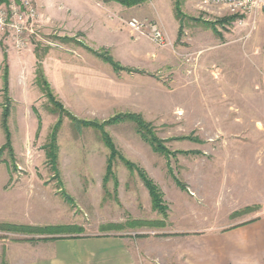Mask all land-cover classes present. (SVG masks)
I'll return each instance as SVG.
<instances>
[{
    "label": "rangeland",
    "instance_id": "rangeland-1",
    "mask_svg": "<svg viewBox=\"0 0 264 264\" xmlns=\"http://www.w3.org/2000/svg\"><path fill=\"white\" fill-rule=\"evenodd\" d=\"M145 10L159 12L164 25L151 21L168 43L128 27L137 55L127 59L45 26L41 15L26 49L0 38V224L32 227H0V264H48L58 240L104 236L122 238L146 264H176L190 236L208 250L205 235L264 217V11L223 25L232 13L202 0H148ZM20 61L26 85L9 96ZM39 61L45 73V61L54 64L48 79L57 99L91 123L56 109L36 82ZM127 113L141 117L143 129L113 118ZM59 121L52 164L46 144ZM104 137L115 147L111 165ZM143 174L158 186L163 209ZM48 225L62 229L33 232Z\"/></svg>",
    "mask_w": 264,
    "mask_h": 264
},
{
    "label": "crops",
    "instance_id": "crops-1",
    "mask_svg": "<svg viewBox=\"0 0 264 264\" xmlns=\"http://www.w3.org/2000/svg\"><path fill=\"white\" fill-rule=\"evenodd\" d=\"M147 1L127 7L115 1L35 0L45 26L57 29L63 35L76 36L78 41L84 40L92 46H106L126 59L127 55L134 56L137 53L125 20L134 16L150 17V20L159 19L164 25L158 11L156 18L148 16V11L145 10ZM45 63V74L49 78L48 71L54 70V64L51 67L49 61ZM62 67L64 69L66 64L63 63ZM12 69L11 66L9 73ZM26 69L25 62L20 61L17 88L9 75V96H13L19 88L25 87ZM205 236L208 250L195 247L194 238L190 236L192 244L186 250L180 251L183 259H176V264H264V217L249 223H238L223 233L212 232ZM182 245L183 243L179 248ZM51 256L47 258L48 264H146L122 238L105 236L58 240Z\"/></svg>",
    "mask_w": 264,
    "mask_h": 264
},
{
    "label": "built area",
    "instance_id": "built-area-1",
    "mask_svg": "<svg viewBox=\"0 0 264 264\" xmlns=\"http://www.w3.org/2000/svg\"><path fill=\"white\" fill-rule=\"evenodd\" d=\"M202 3L205 6L225 7L239 17L254 10L264 11V0H202ZM39 17L35 0L6 1L0 6V38L8 39L17 51L26 49L31 37L38 33ZM126 24L132 31L147 36L160 46L168 43L165 30L157 22L133 17Z\"/></svg>",
    "mask_w": 264,
    "mask_h": 264
},
{
    "label": "trees",
    "instance_id": "trees-1",
    "mask_svg": "<svg viewBox=\"0 0 264 264\" xmlns=\"http://www.w3.org/2000/svg\"><path fill=\"white\" fill-rule=\"evenodd\" d=\"M7 0H0V4L1 3H4L6 2ZM104 2H111V1H115V2H118L124 6H127V7H132V6H136V5H139V4H142L143 2H145L146 0H102ZM180 10L179 8L177 7V14H179ZM239 17L238 14H232V15H229V16H226L224 17L223 19L220 20L221 24L225 25L226 23H231L233 22L234 20H236L237 18ZM216 30V29H215ZM89 48V47H87ZM107 61H110V63L115 66V68H119L120 65L113 60V58H106ZM8 71V70H7ZM36 75H37V79H36V82L37 84L39 85V87L41 88L42 92L44 94H46L54 103H55V106H56V109H58L59 111H63L65 112L68 116L71 117L72 120L74 121H78L79 124H82V125H88L89 121H85V120H82V119H78L76 116H73V114H71L66 108L65 106L63 105V103L57 99L56 95L54 94L53 90H52V87H51V84L47 78V76L45 75V72H44V68H43V64H42V61L38 63V66H37V71H36ZM8 83L6 84V89L8 88L7 87ZM8 118H9V110L6 108L3 112V117H2V126L5 130V133H6V136H7V139H8V142H7V145L8 147L11 148V133H10V129H9V126H8ZM114 120H118L119 118H128V119H131L133 121H136L139 125V127L141 129H143V126L145 125V122L144 120L139 117L138 115H135V114H130V113H127V114H119V116H115L113 117ZM60 121L55 125L53 131L51 132L50 134V141L46 144V147H47V150H48V154H49V158L52 160V164H55L57 163V147H58V143H57V132H58V129H59V126H60ZM145 130H142V136L146 139V140H149L147 138V134L144 132ZM104 141L106 143V145L110 148V150L112 151V155H110V158H109V165H111V161L113 160L114 158V155H115V147L111 141V139L109 137H104ZM151 142V141H150ZM12 149V148H11ZM127 164L131 167L132 165L127 161ZM143 178L145 180V183L146 185L148 186L149 190H150V193H151V196H152V199H153V204H154V207L158 208V209H163L164 206L161 205V195H160V191L158 189V186L152 182L150 179H148L146 176H144L143 174ZM0 227L1 228H5V227H8L10 229H13V230H30L32 229L31 225L30 226H19V225H15L13 223H2L0 224ZM62 229V227L59 226H45V227H34L33 229V232L35 231H39V232H43V233H49V234H53V233H58L60 230Z\"/></svg>",
    "mask_w": 264,
    "mask_h": 264
}]
</instances>
